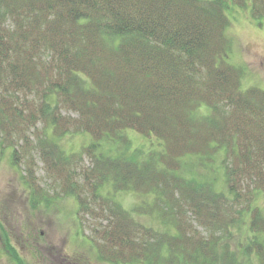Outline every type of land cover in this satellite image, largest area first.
Instances as JSON below:
<instances>
[{"label":"trees","instance_id":"16d2710c","mask_svg":"<svg viewBox=\"0 0 264 264\" xmlns=\"http://www.w3.org/2000/svg\"><path fill=\"white\" fill-rule=\"evenodd\" d=\"M249 1L264 17V0H0V150L33 191L35 150L81 212L85 188L100 202L128 191L162 222L103 206L100 260L264 264V89L242 87L226 36L227 11ZM75 133L89 141L68 152ZM187 159L205 174L186 175Z\"/></svg>","mask_w":264,"mask_h":264},{"label":"rangeland","instance_id":"374dc122","mask_svg":"<svg viewBox=\"0 0 264 264\" xmlns=\"http://www.w3.org/2000/svg\"><path fill=\"white\" fill-rule=\"evenodd\" d=\"M227 14L230 22L226 36L231 45L228 61L243 68L241 80L244 89L251 86L264 89V17L258 18L252 13L250 1L245 5H233ZM130 135L136 147L149 143L148 138L135 131H130ZM88 141L87 134L75 133L60 139L59 144L66 151L73 152ZM19 154L22 159L21 150ZM32 157L36 163L32 167L41 188L34 191L26 181L28 174L24 161L19 165L13 163L11 148L0 150V264H18L10 255L8 244L16 249L25 264H135L117 260L108 262L98 256V243L102 241L95 235L94 228L100 223L105 225L103 217L107 208L102 207L110 206L112 201L121 202L129 210H135L137 206V220L162 230L161 220L146 212L142 207L145 206L143 197L134 192L104 191L102 199L105 202H100L91 199V192L85 188L84 195L90 199L93 211L81 212L78 196L71 192L63 194L66 192L64 178L47 169L35 150ZM79 161L80 166L92 164L86 155ZM206 170L187 159L183 172L186 175L191 171L204 175ZM191 219L193 224H197ZM235 242L234 234L230 236L229 243L234 246Z\"/></svg>","mask_w":264,"mask_h":264}]
</instances>
